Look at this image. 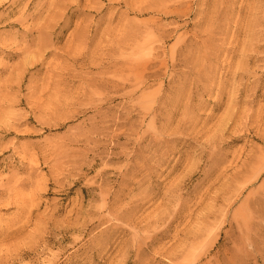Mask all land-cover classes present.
<instances>
[{"label":"rangeland","instance_id":"obj_1","mask_svg":"<svg viewBox=\"0 0 264 264\" xmlns=\"http://www.w3.org/2000/svg\"><path fill=\"white\" fill-rule=\"evenodd\" d=\"M0 264H264V0H0Z\"/></svg>","mask_w":264,"mask_h":264}]
</instances>
